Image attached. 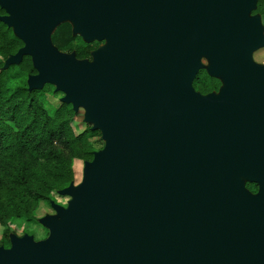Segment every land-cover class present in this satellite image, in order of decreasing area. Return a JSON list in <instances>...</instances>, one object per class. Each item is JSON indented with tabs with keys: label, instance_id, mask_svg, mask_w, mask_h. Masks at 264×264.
Wrapping results in <instances>:
<instances>
[{
	"label": "water",
	"instance_id": "95a60500",
	"mask_svg": "<svg viewBox=\"0 0 264 264\" xmlns=\"http://www.w3.org/2000/svg\"><path fill=\"white\" fill-rule=\"evenodd\" d=\"M257 0H0L45 83L103 145L66 204L38 218L45 237L10 233L0 264H264V45ZM90 57L56 46L61 22ZM206 58L207 63L202 61ZM220 79L202 93L199 68ZM255 182L256 191L246 182Z\"/></svg>",
	"mask_w": 264,
	"mask_h": 264
},
{
	"label": "trees",
	"instance_id": "16d2710c",
	"mask_svg": "<svg viewBox=\"0 0 264 264\" xmlns=\"http://www.w3.org/2000/svg\"><path fill=\"white\" fill-rule=\"evenodd\" d=\"M257 9L264 12V0H258ZM1 12L4 10L0 7ZM64 24L68 27L67 41L76 38L85 44L77 49V56H89L92 42L72 35L68 22L61 23L56 30L64 28ZM22 44L11 27L0 20V55L7 57ZM35 71L28 54L18 64L0 69V223L4 225L13 216L37 220L33 214L37 202L49 201L53 191L73 180L74 158L90 159L95 150L90 137L100 134L90 124L78 133L74 131L71 103L62 102L49 114L37 92L52 84L45 83L41 89L27 87L26 75ZM195 78L194 83L201 90L219 84L216 77L203 69ZM246 185L253 190L257 187L255 182L248 181ZM1 243H9L7 233Z\"/></svg>",
	"mask_w": 264,
	"mask_h": 264
},
{
	"label": "rangeland",
	"instance_id": "374dc122",
	"mask_svg": "<svg viewBox=\"0 0 264 264\" xmlns=\"http://www.w3.org/2000/svg\"><path fill=\"white\" fill-rule=\"evenodd\" d=\"M263 20H264V15H263ZM65 22H67V21H65ZM61 23L63 24V22H61ZM60 24H58L56 26V28ZM63 26H64V28H62V26H60L59 30H56V28L54 29V31L52 32L53 33L52 34L53 41L56 44H60L62 46L61 50L68 51V52L75 50V52H77V49L79 47H83L85 44L81 43L79 39L76 40V38L73 40L67 41L66 39L69 36L68 30H67L68 27L65 28V24ZM69 26L71 27V25H69ZM91 42H92V45H94L96 47L101 41L93 40ZM5 58L6 57H2L0 55V61L2 63H4ZM253 58L255 61L264 62V45L260 46L256 50H254ZM202 61L205 64L207 63L206 58H203ZM2 65L3 64H0V69H4V68H2ZM27 75H26V79H27ZM50 84H52V83H50ZM46 86H47V88L45 90L39 91V92H37V94L44 100V107L46 108L48 113L53 114L55 109L63 102V101H61V96L64 93L60 90H55L54 84H52L51 86H49V85H46ZM83 116H84V108L83 107H79L76 111L74 110L72 126H73V129L76 133L84 130L87 124H91L89 122H86L84 120ZM90 139L94 141L95 149L100 148L104 143V140L101 137V133L90 137ZM83 164H84V160L74 158L73 164H72V167L74 170V177H73V180H71L74 183L79 182L81 177H82ZM69 197H70L69 195L59 193L58 190H55L50 194V200H53V201L61 203V204H66L67 199ZM50 200L49 201L39 200L37 202V206L35 207L34 212H33L34 217H36L37 220H35V219L27 220L24 217L13 216L12 218L9 219L7 225L0 223V244H2L1 240L3 239V235L5 233H7L8 239H9L10 233H15V234L21 235L24 232H28V233L33 234L35 239L45 237L48 234V229L39 222L38 218L41 217L42 215L46 214V213L55 212L54 208L50 205ZM9 242H10V240H9Z\"/></svg>",
	"mask_w": 264,
	"mask_h": 264
},
{
	"label": "flooded vegetation",
	"instance_id": "af4514ba",
	"mask_svg": "<svg viewBox=\"0 0 264 264\" xmlns=\"http://www.w3.org/2000/svg\"><path fill=\"white\" fill-rule=\"evenodd\" d=\"M257 6H258V0H257V5H256V8H254L253 10H251V14H255V13H259L260 14V17H261V23L263 24V27H264V20H263V15H264V12H261L260 10H258L257 9ZM4 10V9H3ZM5 12V11H4ZM1 13H3V12H1ZM53 34V33H52ZM52 34H51V38H52ZM76 35H78V36H80L79 34H75V36ZM81 37V36H80ZM81 39L83 40V38L81 37ZM52 41H53V39H52ZM84 41V40H83ZM86 42V41H85ZM53 43L56 45V46H58L54 41H53ZM95 47V46H94ZM93 47V48H94ZM58 48H60L59 46H58ZM93 48H91V49H93ZM61 49V48H60ZM91 49L89 50V56H85V57H90V51H91ZM203 59V58H202ZM205 70L206 72H207V70L204 68V67H202V68H199V70H198V72L200 71V70ZM198 72L196 73V75L198 74ZM207 74L208 75H210L208 72H207ZM210 76H212V75H210ZM196 77V76H195ZM194 77V79H193V85H194V87H195V89L196 90H199L200 92H202V93H207V92H210V91H212V90H218V88H219V85L221 84V81H220V79L219 78H217L218 80H219V84L217 85V87H215V88H212V89H209V90H201L200 88H198L196 85H195V83H194V80L196 79ZM213 77H215V76H213ZM256 189H257V187L253 190V191H256ZM9 244H10V242L7 244V245H5V246H9Z\"/></svg>",
	"mask_w": 264,
	"mask_h": 264
}]
</instances>
